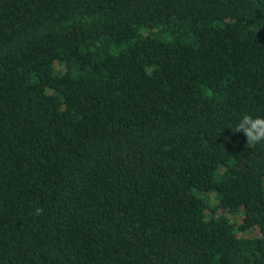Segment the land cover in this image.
I'll return each instance as SVG.
<instances>
[{
    "label": "trees",
    "instance_id": "trees-1",
    "mask_svg": "<svg viewBox=\"0 0 264 264\" xmlns=\"http://www.w3.org/2000/svg\"><path fill=\"white\" fill-rule=\"evenodd\" d=\"M244 112L264 0H0V264H264Z\"/></svg>",
    "mask_w": 264,
    "mask_h": 264
},
{
    "label": "clouds",
    "instance_id": "clouds-1",
    "mask_svg": "<svg viewBox=\"0 0 264 264\" xmlns=\"http://www.w3.org/2000/svg\"><path fill=\"white\" fill-rule=\"evenodd\" d=\"M234 133H243L247 140V145L264 144V116H254L248 112L239 115L234 126ZM43 209L37 207L35 215H40Z\"/></svg>",
    "mask_w": 264,
    "mask_h": 264
},
{
    "label": "rangeland",
    "instance_id": "rangeland-1",
    "mask_svg": "<svg viewBox=\"0 0 264 264\" xmlns=\"http://www.w3.org/2000/svg\"><path fill=\"white\" fill-rule=\"evenodd\" d=\"M202 195L205 196V194H202ZM209 195L211 198L212 205H215L217 203V198L215 196V193H210ZM217 214H227L233 221L239 222V223L243 222V218H244L243 211L233 214V213L224 211L223 209H218ZM241 234L246 237H255V236L260 235V232H259V229L257 228H251V229L242 231Z\"/></svg>",
    "mask_w": 264,
    "mask_h": 264
}]
</instances>
